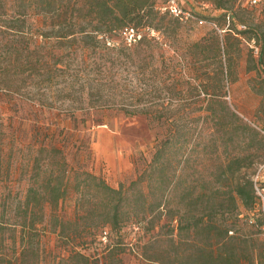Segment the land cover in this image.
<instances>
[{"label": "rangeland", "instance_id": "374dc122", "mask_svg": "<svg viewBox=\"0 0 264 264\" xmlns=\"http://www.w3.org/2000/svg\"><path fill=\"white\" fill-rule=\"evenodd\" d=\"M37 1L0 0V108L19 117L7 131L0 126V197L7 204L24 198L34 158L48 159L55 145L75 172L87 170L114 188L123 184L130 196L124 210L140 212L141 222L120 230L102 227L107 199L93 181L75 180L82 199L78 202L81 193L71 188L57 209L69 239L59 235L61 223L54 231L48 215L40 256L31 249L17 264H84L69 259L74 251L108 264H264V0H181L204 24L180 22L177 34L139 28L159 43L150 46H128L120 33L108 32L110 43L89 49L34 37L53 32L42 16H87L82 2L62 0L58 11L46 12ZM9 95L15 102L11 111ZM44 105L60 115L109 117L94 126L78 119L77 126L47 132L37 121ZM125 108L135 113L127 116ZM151 114L163 123L151 122ZM171 128L180 141L169 145L172 152L167 150L159 167L152 166L156 138H165ZM61 156L56 153L49 165L56 173ZM236 156H247L236 177L253 181V205L237 196L231 203L235 181L225 164ZM142 173L144 181L131 187ZM90 209L97 217L93 212L86 218ZM176 213L189 219L185 225L208 213L213 221L174 229ZM12 234L5 231L0 243V264L20 255ZM211 250L230 259L214 263Z\"/></svg>", "mask_w": 264, "mask_h": 264}, {"label": "trees", "instance_id": "16d2710c", "mask_svg": "<svg viewBox=\"0 0 264 264\" xmlns=\"http://www.w3.org/2000/svg\"><path fill=\"white\" fill-rule=\"evenodd\" d=\"M72 1V0H70ZM82 2V8H86L87 16H78L74 18L73 16H42L43 18H48L50 20L49 26L50 30L53 32L48 34L43 32L39 36L35 35V38L42 39L45 38V44L56 41L59 45H68L70 47H75L81 43L85 45L84 48L89 49L99 43L104 45L108 44V40L104 36H108V32L120 33L121 30L126 26H133L135 28H153L155 30H165L170 33L177 34L180 30L179 23L181 22L178 18L174 16H166L169 13H163L160 10V2L158 0H75ZM62 4V0H38L37 5L41 8V11L51 12L58 11V7L55 5ZM222 7V5H219ZM38 17V16H37ZM47 33V34H46ZM34 35L33 33L31 34ZM121 36V35H120ZM32 39V38H31ZM36 41V39H34ZM51 41V42H46ZM154 39L143 35L142 39L138 43H147L149 46L153 43ZM154 45L159 44L158 41ZM137 43V44H138ZM136 45V44H135ZM196 46H200V42H196ZM7 89V88H6ZM3 92V91H1ZM7 94H12L7 91ZM201 94L200 92L198 93ZM11 96V95H9ZM13 96L8 98L9 111L13 110L15 102ZM45 106V105H44ZM42 106L39 111L42 114L41 119L38 124L45 127V131H51L52 128L63 127L65 129L68 124L73 123L77 126V120L83 125H98L100 123H105L108 119L107 114L103 113H92L87 112L86 114L76 115L73 113L71 116L65 114H58L54 112L49 106ZM42 108H45L42 109ZM125 115L131 116L135 112L129 109H124ZM7 111L0 108V118L1 125L5 126V131L8 130L10 125L13 123L14 117H18L17 114L7 115ZM48 114V115H47ZM19 118V117H18ZM151 122H155L158 125L162 124V117L157 114L149 115ZM5 122V123H4ZM174 123V121H173ZM174 129V130H173ZM169 129L166 132V136L163 139L156 138V143L154 146L153 158L151 165L159 167V164L167 154V150L172 152L173 148H168L170 144L174 145L177 141H180L178 136V130L175 128ZM2 141V138H0ZM40 142V152L41 154L45 150L43 148L45 140H39ZM52 155L49 158L36 156L33 161V166L31 167V183L26 191L24 198L17 199L14 202H9L7 204L6 200L0 197V243H3L5 239V231H12V236L9 239L14 242H19L21 245V251L19 257L8 258V263L17 264L18 260H24V258L29 255L30 250L34 251V255L40 256L39 245L41 241L42 234L46 231V220L48 215L50 219H53L55 223L53 224L54 231H58L56 226L57 223H61L63 226L59 230V235L65 239H69L70 234L65 232V223L63 217L57 213V209L61 201H63L68 194L70 189L72 191H79L81 193L78 202L82 199V190L80 183H88L90 180L96 185V189L102 192V195L107 199L106 206L104 207V215H106L103 220L102 227L108 226L112 230H120L124 225L130 222L133 225H137L141 222V213L135 212L130 215L124 210L125 205L130 200L127 189L121 184L118 188L111 187L106 184L102 179L97 178L94 174L87 170H83L81 173L75 172L73 165L67 160V154H64V149H60L55 145H52ZM56 153H62L60 161V166L58 172L56 173L54 168L49 169V165L55 159ZM247 156H236L229 159L225 164V172L229 173L232 180L235 181L234 191L230 194V200L233 205L236 203V196L240 198L245 205H253L256 202V190L252 180H245L241 182L236 177V172H238L243 166L244 161ZM2 160L3 156L0 154V173H2ZM155 164V165H154ZM146 173H142L138 179L131 182V187L137 185L139 182L144 181ZM153 179L154 176L150 174ZM80 182L76 186L73 181ZM73 183V184H72ZM198 199H202V195ZM139 199L143 200L145 203L147 200V195L141 192L139 194ZM193 199V196H190ZM198 201V200H197ZM10 205V206H8ZM11 208V210H10ZM13 212V216L9 213ZM86 218L91 217L95 212L87 210ZM172 215V222L176 224L173 226L174 229H187L190 226L200 227L205 223H210L213 221L212 214H207V218L204 214L199 217H195L192 223L184 224L189 221L185 220V214ZM93 217H97L95 215ZM92 217V218H93ZM84 218V215H83ZM185 225V226H184ZM216 227V226H215ZM173 229V230H174ZM228 229L226 228V232ZM16 232H19V236H16ZM225 238V235L223 236ZM222 238V239H223ZM222 239L219 242H222ZM36 245V248L34 246ZM69 259H74L76 261H83L84 264H108L106 261L101 263V261L91 259L89 256L82 254L80 251H74ZM2 255H0L1 257ZM230 254H215L214 250L210 251L209 257L212 262L221 263L222 261L229 260ZM3 259V258H1Z\"/></svg>", "mask_w": 264, "mask_h": 264}, {"label": "built area", "instance_id": "2783aa9c", "mask_svg": "<svg viewBox=\"0 0 264 264\" xmlns=\"http://www.w3.org/2000/svg\"><path fill=\"white\" fill-rule=\"evenodd\" d=\"M251 3L256 4L258 0H249ZM160 10L163 13H169L170 15L178 18L181 22H195L198 24H204L205 19L201 16H197L192 11L185 9L182 7L179 0H167L166 4L163 6H160ZM148 32L152 35H156L155 29L153 28H147ZM120 35L124 41V44L128 46H133L137 44L143 37L142 30L139 28H135L133 26H126L124 27ZM107 40L109 39L108 36H104ZM109 41V40H108ZM110 43V41L108 42Z\"/></svg>", "mask_w": 264, "mask_h": 264}, {"label": "crops", "instance_id": "0c3cea01", "mask_svg": "<svg viewBox=\"0 0 264 264\" xmlns=\"http://www.w3.org/2000/svg\"><path fill=\"white\" fill-rule=\"evenodd\" d=\"M180 1V3H181V0H179Z\"/></svg>", "mask_w": 264, "mask_h": 264}]
</instances>
